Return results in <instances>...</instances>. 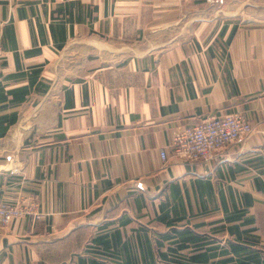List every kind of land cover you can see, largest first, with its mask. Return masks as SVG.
<instances>
[{"label":"crops","instance_id":"1","mask_svg":"<svg viewBox=\"0 0 264 264\" xmlns=\"http://www.w3.org/2000/svg\"><path fill=\"white\" fill-rule=\"evenodd\" d=\"M0 21V202L42 213L0 228V264L171 262L177 232L190 257L237 224L263 241L264 0H0ZM235 112L250 136L174 156L178 131Z\"/></svg>","mask_w":264,"mask_h":264},{"label":"built area","instance_id":"2","mask_svg":"<svg viewBox=\"0 0 264 264\" xmlns=\"http://www.w3.org/2000/svg\"><path fill=\"white\" fill-rule=\"evenodd\" d=\"M222 4L225 0H210ZM4 22L0 21V65L3 54ZM254 126L243 113L235 112L186 126L178 131L173 141V154L187 163H207L213 160L228 146L250 136ZM164 161L169 158L167 150L161 152ZM28 216L41 218L34 198H21L15 202H0V228L9 227L13 222Z\"/></svg>","mask_w":264,"mask_h":264},{"label":"trees","instance_id":"3","mask_svg":"<svg viewBox=\"0 0 264 264\" xmlns=\"http://www.w3.org/2000/svg\"><path fill=\"white\" fill-rule=\"evenodd\" d=\"M249 203V202H248ZM232 219L239 220L241 216H233ZM254 222V219L248 218L244 221V225L251 224ZM240 224L228 227L230 235L234 236L235 241L228 242L226 247H214V248H205L204 245H194L196 252L190 257H186V264H206L209 262L211 257H216L218 254L226 255V259L222 262L226 264H264V259L262 253L259 250H255L251 245L255 244V241H250L248 239L249 234L253 229H241ZM182 241L179 246L172 248L171 250L174 253L179 252L185 248L191 247V244L197 243L199 237H196L194 234L177 232ZM205 248V249H204ZM203 249V250H202ZM221 252V253H220ZM92 264H100L97 261H93Z\"/></svg>","mask_w":264,"mask_h":264},{"label":"rangeland","instance_id":"4","mask_svg":"<svg viewBox=\"0 0 264 264\" xmlns=\"http://www.w3.org/2000/svg\"><path fill=\"white\" fill-rule=\"evenodd\" d=\"M258 226H259V232L258 233L262 236L263 241L261 240L260 236L258 234H255L254 232H250V234H249L250 237H248V239H250V241H255V244L254 245H251V246H252L253 249L259 250L262 253V256H263V259H264V210H262L259 213ZM209 232L211 233V231H209ZM92 233L93 232H89V231L85 232L82 235V239H84V240L91 239L92 238ZM218 235H219L218 236V239L221 242V240L224 238V236H223L222 233H220ZM209 237L211 238V236H209ZM73 240L75 241V238ZM231 241H235L234 236L229 235L228 233H226V243L224 245L228 246L229 245L228 242H231ZM93 243H94V239L91 240V243H90V246L91 247H93ZM74 245H72L70 249H67V251L70 250L71 252H73L75 254L78 253V251H82V249L79 248L78 245H75V247H73ZM221 245L222 244H219V246H221ZM89 249H91V248H88L87 251L88 252H91L90 254H93L92 252H94V250H89ZM188 252L189 251L186 250L183 253L182 252L181 253L177 252V255L176 254H173V256H174L175 259L174 260H171V262L173 261L174 263L165 262V261H160L159 260L158 263H152V264H186V257H188L187 256V253ZM49 255H51V260L52 261H56L58 259V256L57 255H59L61 257L62 250L61 249H57V250H55V252H52L51 251L49 253ZM169 259H173V258L170 257ZM222 260H223V258H217V259H215V261L213 263H207V264H226L225 262H222Z\"/></svg>","mask_w":264,"mask_h":264}]
</instances>
